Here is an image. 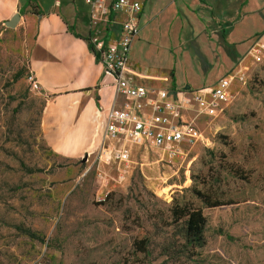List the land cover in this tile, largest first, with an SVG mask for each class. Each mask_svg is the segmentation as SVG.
Instances as JSON below:
<instances>
[{"label": "rangeland", "instance_id": "rangeland-1", "mask_svg": "<svg viewBox=\"0 0 264 264\" xmlns=\"http://www.w3.org/2000/svg\"><path fill=\"white\" fill-rule=\"evenodd\" d=\"M35 35V26H0V264H264V76H237L228 53L214 70L199 46L194 55L180 47L171 73L181 85L167 90L174 76L163 42L141 41L132 59L151 52L152 89L176 95L182 120L208 142L175 145L173 157L138 140L126 161L70 159L48 145L46 98L29 82ZM218 73L232 85L214 104ZM188 86L204 88L203 103ZM198 192L224 205L207 207ZM178 205L202 210V247L186 244ZM141 233L146 253L135 247Z\"/></svg>", "mask_w": 264, "mask_h": 264}, {"label": "crops", "instance_id": "crops-1", "mask_svg": "<svg viewBox=\"0 0 264 264\" xmlns=\"http://www.w3.org/2000/svg\"><path fill=\"white\" fill-rule=\"evenodd\" d=\"M111 2L97 3L103 33L95 44L92 8L84 0H0V26L19 14V24L36 28L30 71L40 84L39 94L46 98V141L65 158L79 159L97 152L103 155L107 149L118 150V146L108 144L106 137L110 109L121 111L128 106L139 113L149 112L146 101L117 95L114 77L105 72L102 51L113 39L120 38L121 25L127 20L124 14L111 10ZM140 2L142 10L137 16L140 31L133 45L141 41L163 42L169 77L176 66L175 52L180 47L193 53L195 46H199V55L214 70L227 66L224 39L235 44L242 55L233 73L264 76V0ZM150 55L147 52L142 61H134L130 55L123 78L133 85L152 89L149 78L156 76L153 75L156 70L146 63ZM220 77L218 73L216 83ZM180 85L175 75L166 89L173 86L178 90ZM190 88L196 94L204 92V88Z\"/></svg>", "mask_w": 264, "mask_h": 264}, {"label": "built area", "instance_id": "built-area-1", "mask_svg": "<svg viewBox=\"0 0 264 264\" xmlns=\"http://www.w3.org/2000/svg\"><path fill=\"white\" fill-rule=\"evenodd\" d=\"M84 1L92 8L91 29L94 33L93 42L97 44L98 37L103 33L97 13V3L100 0ZM110 8L113 12L124 14L127 20L121 25L120 38L113 39L102 51L105 72L114 77L117 95L122 94L131 99L146 101V109L149 112L139 113L128 106L121 111L110 109L107 114L106 137L108 144L113 143L118 146V150L107 149L105 153H119L121 160L126 161L131 152L129 143L140 140L141 143L149 142L153 148L161 149L173 157L177 154L173 150L175 145L184 142L189 144L208 142L202 130L193 123L182 120L183 106L176 95L167 94L165 90L133 85L123 78L133 42L139 35L137 16L142 10V5L140 0H112ZM29 82L34 91H40V84L32 73ZM231 85L230 77H223L216 83L212 90L214 104L227 97ZM203 93L197 97L198 103H203V98L206 97ZM91 156L92 154H87L88 158Z\"/></svg>", "mask_w": 264, "mask_h": 264}, {"label": "trees", "instance_id": "trees-1", "mask_svg": "<svg viewBox=\"0 0 264 264\" xmlns=\"http://www.w3.org/2000/svg\"><path fill=\"white\" fill-rule=\"evenodd\" d=\"M223 44L226 53L230 55L235 63H238L242 56L236 51L235 45L229 44L225 39ZM170 76L173 77L174 74L171 73ZM197 194L207 207L215 208L224 205L222 203H218L217 201H213L206 193L198 192ZM172 216L174 222H183V232L186 244L193 249L202 247L204 244V233L207 225V219L202 210L191 207H181L178 205L172 209ZM147 245L148 237L146 233L138 235L135 241V247L138 252L146 253Z\"/></svg>", "mask_w": 264, "mask_h": 264}, {"label": "water", "instance_id": "water-1", "mask_svg": "<svg viewBox=\"0 0 264 264\" xmlns=\"http://www.w3.org/2000/svg\"><path fill=\"white\" fill-rule=\"evenodd\" d=\"M21 17L19 14L15 15L10 21L6 22L5 25L9 28L15 29L20 23ZM190 87L188 86L187 89Z\"/></svg>", "mask_w": 264, "mask_h": 264}]
</instances>
